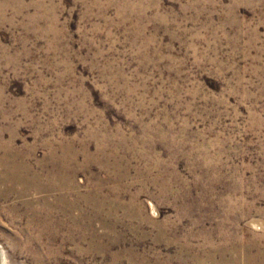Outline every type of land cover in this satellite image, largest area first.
<instances>
[{
  "label": "rangeland",
  "instance_id": "374dc122",
  "mask_svg": "<svg viewBox=\"0 0 264 264\" xmlns=\"http://www.w3.org/2000/svg\"><path fill=\"white\" fill-rule=\"evenodd\" d=\"M3 264H264V0H0Z\"/></svg>",
  "mask_w": 264,
  "mask_h": 264
},
{
  "label": "bare ground",
  "instance_id": "6f19581e",
  "mask_svg": "<svg viewBox=\"0 0 264 264\" xmlns=\"http://www.w3.org/2000/svg\"><path fill=\"white\" fill-rule=\"evenodd\" d=\"M17 176H14L12 174H7V173H2L0 172V183H5V182H11V181H16L17 180ZM0 264H3V255L1 254V250H0Z\"/></svg>",
  "mask_w": 264,
  "mask_h": 264
}]
</instances>
